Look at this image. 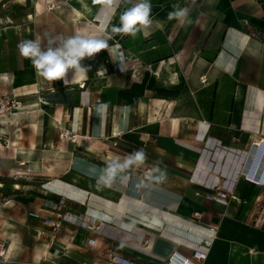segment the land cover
Instances as JSON below:
<instances>
[{"label": "crops", "instance_id": "0c3cea01", "mask_svg": "<svg viewBox=\"0 0 264 264\" xmlns=\"http://www.w3.org/2000/svg\"><path fill=\"white\" fill-rule=\"evenodd\" d=\"M137 2L32 0L23 25L0 29V95L20 103L0 128L24 145L17 159L60 175L36 152L69 154L61 173L107 180L73 187L104 226L77 218L54 235L30 217L0 239V264H264V0H150V25L114 33ZM178 8L188 16L169 20ZM46 32L108 48L82 61L86 75L49 82L17 47ZM230 190L239 201L208 197Z\"/></svg>", "mask_w": 264, "mask_h": 264}, {"label": "rangeland", "instance_id": "374dc122", "mask_svg": "<svg viewBox=\"0 0 264 264\" xmlns=\"http://www.w3.org/2000/svg\"><path fill=\"white\" fill-rule=\"evenodd\" d=\"M31 5L32 0H0V29L4 35H7V23L20 22L23 25L25 16H28L26 12L31 9ZM1 92L3 93L0 95V127L8 126V116L12 114L14 105L20 106L19 102L16 104L6 97L7 93L4 89ZM21 131L22 136L25 135V130ZM8 133V129L0 128V239L3 242H6L9 236H13L15 231L22 232L24 229L27 233L26 224L30 217H41L54 235L63 228L64 223L70 224L77 218L80 226L93 232L100 226H104L100 222L98 225L95 222V229L89 227L90 221L95 219L87 217L88 195L81 193L78 196L73 190L74 186L83 190L82 187H87L91 179L96 182L107 181L102 175L96 174L91 179L82 174L78 177H73L70 173L64 175L61 172L71 169L69 154L39 153V151L36 152L35 157L43 158L42 162L46 167L56 170L60 175H51L48 172L52 171L45 169L44 165L40 170H44L48 175L30 172L39 169L28 165L39 162L30 161L24 157L22 162H28V165H23L17 159V154L21 150L20 147L24 145L12 147ZM63 137L65 136L62 134ZM124 177L112 175L107 179L110 182L121 184ZM83 191L86 192V190ZM72 203L78 204L79 207L74 209ZM255 213L264 216V205L256 206ZM90 245L93 246L94 243ZM53 247L61 246L54 244Z\"/></svg>", "mask_w": 264, "mask_h": 264}, {"label": "clouds", "instance_id": "9594fccd", "mask_svg": "<svg viewBox=\"0 0 264 264\" xmlns=\"http://www.w3.org/2000/svg\"><path fill=\"white\" fill-rule=\"evenodd\" d=\"M120 2L131 4L132 0H103V3L109 7ZM150 13V0H139L121 14L120 25L113 26L112 31L135 36L144 26L152 23ZM187 16L188 9L178 8L169 12L168 19L183 22ZM17 47L20 54L31 61L39 77L54 82L65 81L69 71L73 73V76L86 75L89 67L83 65L82 61L107 49L108 44L106 40L88 38L79 34L64 37L63 35L53 36L46 32L43 37L38 35L35 39L23 40ZM141 156L142 153L138 154L137 159Z\"/></svg>", "mask_w": 264, "mask_h": 264}, {"label": "built area", "instance_id": "2783aa9c", "mask_svg": "<svg viewBox=\"0 0 264 264\" xmlns=\"http://www.w3.org/2000/svg\"><path fill=\"white\" fill-rule=\"evenodd\" d=\"M120 54V53H119ZM116 68L118 70H125V64L124 62H119L117 65H116ZM134 72H137L138 73V68H135L134 69ZM202 82H205L206 81V77L205 76H202ZM83 85V84H82ZM17 104V103H16ZM64 135V134H63ZM67 135V134H65ZM76 138V134L73 135V139ZM263 142H264V139H263ZM132 161H135L134 159H130ZM252 180H255L256 182H260L258 179H254V177H251ZM209 198H212V199H215V200H218L220 202H223L224 204H228L230 200H237L239 201L240 198L235 194L234 191L230 190L228 192H219L218 195H213V194H209L208 195ZM257 206H261V204H257ZM89 227L91 229H95V220H92L90 221V225ZM89 243H94L93 240H90ZM6 249L4 248H0V258H5L6 257ZM196 257L198 256H202L201 254H198L196 253L195 254Z\"/></svg>", "mask_w": 264, "mask_h": 264}, {"label": "bare ground", "instance_id": "6f19581e", "mask_svg": "<svg viewBox=\"0 0 264 264\" xmlns=\"http://www.w3.org/2000/svg\"><path fill=\"white\" fill-rule=\"evenodd\" d=\"M256 145L258 146V148L262 147V143L260 142V140H258V142H256ZM257 149V148H256Z\"/></svg>", "mask_w": 264, "mask_h": 264}]
</instances>
